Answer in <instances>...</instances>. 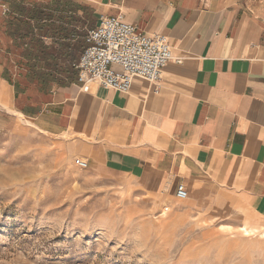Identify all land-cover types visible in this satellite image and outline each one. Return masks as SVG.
Listing matches in <instances>:
<instances>
[{"label": "crops", "instance_id": "1", "mask_svg": "<svg viewBox=\"0 0 264 264\" xmlns=\"http://www.w3.org/2000/svg\"><path fill=\"white\" fill-rule=\"evenodd\" d=\"M75 1L93 8L92 28L120 14L166 36L180 63L156 84L135 78L127 93L21 81L1 114L65 136L89 172L126 189L170 198L182 183L199 205L217 190L264 226V0Z\"/></svg>", "mask_w": 264, "mask_h": 264}, {"label": "rangeland", "instance_id": "2", "mask_svg": "<svg viewBox=\"0 0 264 264\" xmlns=\"http://www.w3.org/2000/svg\"><path fill=\"white\" fill-rule=\"evenodd\" d=\"M0 59V264H264V235L243 222L264 226L230 196H144L80 168L65 136L1 114L15 91L1 73L16 70Z\"/></svg>", "mask_w": 264, "mask_h": 264}, {"label": "trees", "instance_id": "3", "mask_svg": "<svg viewBox=\"0 0 264 264\" xmlns=\"http://www.w3.org/2000/svg\"><path fill=\"white\" fill-rule=\"evenodd\" d=\"M79 9L83 15L77 14ZM94 23L91 8L75 0H0V36L5 43L0 52L16 70L12 74L4 67L1 77L15 91L21 81L40 91L74 82L86 30Z\"/></svg>", "mask_w": 264, "mask_h": 264}, {"label": "built area", "instance_id": "4", "mask_svg": "<svg viewBox=\"0 0 264 264\" xmlns=\"http://www.w3.org/2000/svg\"><path fill=\"white\" fill-rule=\"evenodd\" d=\"M84 41L85 47L75 65L81 86L96 81L103 88L127 93L135 78L156 84L170 61L180 63L166 36L138 32L120 14L99 15ZM75 162L80 168L88 166L87 160ZM175 196L186 198L182 183L178 184Z\"/></svg>", "mask_w": 264, "mask_h": 264}, {"label": "bare ground", "instance_id": "5", "mask_svg": "<svg viewBox=\"0 0 264 264\" xmlns=\"http://www.w3.org/2000/svg\"><path fill=\"white\" fill-rule=\"evenodd\" d=\"M17 115H19L21 117L20 114H17ZM186 198H187V196H186ZM243 227H244L245 232H260L261 235H264V232L260 231V227L257 225H253V224L248 223V222H243Z\"/></svg>", "mask_w": 264, "mask_h": 264}]
</instances>
